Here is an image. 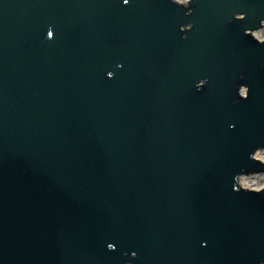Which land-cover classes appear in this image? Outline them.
Masks as SVG:
<instances>
[{
	"label": "water",
	"instance_id": "obj_1",
	"mask_svg": "<svg viewBox=\"0 0 264 264\" xmlns=\"http://www.w3.org/2000/svg\"><path fill=\"white\" fill-rule=\"evenodd\" d=\"M264 0H0V264H264Z\"/></svg>",
	"mask_w": 264,
	"mask_h": 264
},
{
	"label": "rangeland",
	"instance_id": "obj_2",
	"mask_svg": "<svg viewBox=\"0 0 264 264\" xmlns=\"http://www.w3.org/2000/svg\"><path fill=\"white\" fill-rule=\"evenodd\" d=\"M179 1L188 2L189 0H179ZM254 32H256L259 35L260 39L264 38V25L259 30L253 31V33ZM248 176H249L248 179H246L247 180L246 187L258 188V187L264 186V177L262 175H256L255 174V175H248Z\"/></svg>",
	"mask_w": 264,
	"mask_h": 264
},
{
	"label": "built area",
	"instance_id": "obj_3",
	"mask_svg": "<svg viewBox=\"0 0 264 264\" xmlns=\"http://www.w3.org/2000/svg\"><path fill=\"white\" fill-rule=\"evenodd\" d=\"M258 39H260V38H258ZM264 38H262V39H260V40H263ZM257 153H259V155H256V157H258V158H260L261 160H263L264 161V149H261V150H259ZM256 153V154H257ZM256 175H262L263 177H264V173H262V174H256ZM241 179V178H240ZM263 186H261V187H258V188H255V187H253V189H260V188H262Z\"/></svg>",
	"mask_w": 264,
	"mask_h": 264
},
{
	"label": "bare ground",
	"instance_id": "obj_4",
	"mask_svg": "<svg viewBox=\"0 0 264 264\" xmlns=\"http://www.w3.org/2000/svg\"><path fill=\"white\" fill-rule=\"evenodd\" d=\"M178 1H179V0H178ZM180 2H182V1H180ZM184 3H185V2H184ZM253 34H254V36H255L256 38H259V35H258L256 32H254ZM256 155H259V153H257ZM248 177H249V176H242L241 179H240V183H241V185H243L244 187H246V184H247V180H246V179H248Z\"/></svg>",
	"mask_w": 264,
	"mask_h": 264
}]
</instances>
